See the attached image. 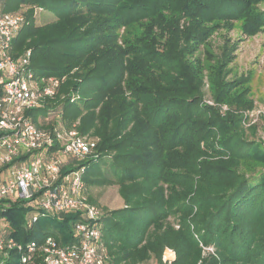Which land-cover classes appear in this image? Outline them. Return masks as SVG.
I'll use <instances>...</instances> for the list:
<instances>
[{
  "label": "trees",
  "instance_id": "16d2710c",
  "mask_svg": "<svg viewBox=\"0 0 264 264\" xmlns=\"http://www.w3.org/2000/svg\"><path fill=\"white\" fill-rule=\"evenodd\" d=\"M263 1L5 0L6 10L31 5L13 54L31 48L36 73L65 76L38 109L44 116L61 111L66 123L79 118L81 134L100 138L96 155L81 163L87 185L108 180L110 170L121 186L125 206L102 218L113 262L135 264L149 252L160 259L170 247L173 264H264V145L254 125L249 133L243 125V111L253 106L249 87L225 78L238 41L223 37L215 49L210 40L235 20L243 19L246 35L258 32ZM36 5L56 19L36 24ZM145 17L151 21L142 34L123 44L121 29ZM206 77L212 105L203 101ZM23 204L2 212L16 239L74 240L78 213L40 217L35 231L36 224L25 228ZM52 222L54 232L47 230ZM200 241L215 254L203 256ZM15 257L5 264H21Z\"/></svg>",
  "mask_w": 264,
  "mask_h": 264
},
{
  "label": "built area",
  "instance_id": "2783aa9c",
  "mask_svg": "<svg viewBox=\"0 0 264 264\" xmlns=\"http://www.w3.org/2000/svg\"><path fill=\"white\" fill-rule=\"evenodd\" d=\"M28 23L25 9L6 10L0 0V264L16 253L21 264H114L103 242V208L89 200L84 180L98 139L81 134L77 123H66L62 112L38 120L30 111L54 98L63 77L41 75L31 68L32 49L13 54V41ZM245 126L264 122V106L244 112ZM73 164L63 173V167ZM29 207L26 229L40 217L78 213L74 240L60 243L53 234L18 240L4 217L10 205ZM176 251L166 248L163 264H173Z\"/></svg>",
  "mask_w": 264,
  "mask_h": 264
},
{
  "label": "rangeland",
  "instance_id": "374dc122",
  "mask_svg": "<svg viewBox=\"0 0 264 264\" xmlns=\"http://www.w3.org/2000/svg\"><path fill=\"white\" fill-rule=\"evenodd\" d=\"M30 6L31 5L21 4L17 9H15V11L20 9L21 10L25 9V15H27ZM257 7H259L261 10L264 11V1L262 3L257 4ZM33 8H34V16H35L34 22L38 25L45 24L56 19V15L53 12L48 11L45 8L43 9L41 6L36 5ZM150 21L151 18L145 17L140 21H135L130 25V27H126V28L123 27L120 31L121 42L123 44H125L126 42H131V41L133 42L138 36L142 34L144 26ZM242 25H243V19L235 20L232 26L228 25L227 27H222L218 31H216L211 36L210 40L212 47L215 49L218 48V45L221 43L223 37H230L232 41L237 40L239 43L238 49L236 51V58L233 61V63L230 65L229 72L225 78L227 80H234L239 78L243 79L244 85L246 87L247 86L249 87V96L253 101V106L252 108L245 109L243 111L244 113L247 110H252L254 108H259L264 106V26L258 32L251 35H246L244 32H242ZM63 78H64L63 80H65V76ZM203 91H204L203 101L211 105L214 104V100L212 98V87L207 77L205 78ZM222 105H223V111H226L230 107V105L225 103ZM72 108H73L72 106H69L67 112L68 113L71 112ZM32 112L35 113L36 120H38L41 116H44V112L38 108L33 109ZM74 123L79 124L80 119L79 118L76 119ZM254 126L257 129L254 138L260 141L264 145V122H261L258 125H254ZM244 127L249 133L252 126L244 125ZM85 135L91 138L98 139V141L100 140V138L93 133H87ZM100 165L101 163L97 164V166ZM106 167H108V165ZM106 167H102V169L104 170L106 169ZM105 173L106 174L104 176H106L108 180L102 181V176H99L98 181L87 185V195L90 201L99 204L104 211L109 212L111 210L124 207L126 200L122 194L121 186L119 185L117 180H115V177L113 176L112 172L110 170H107ZM24 206L27 207V205ZM28 212L29 210H27L26 216ZM4 217L7 218L6 215H4ZM169 219H171V221L173 222L172 223L173 226L176 229H178L180 226L179 222L176 219H174V217L173 218L170 217ZM44 220L45 219H42V224H45ZM26 222L27 220H25L24 225H26ZM55 225H56L55 222L50 223L49 226L47 227V230L54 232L56 230ZM38 228L39 225L36 224L34 227L35 231H37ZM200 246L203 248V256H207L208 253L215 254V247L213 245L206 246L200 241ZM166 248L167 247H165L161 253V257H160L161 262L160 259L156 255H154V253L149 252L148 257L135 264H163V257ZM12 259L19 260L18 256L17 258L15 257ZM114 264L117 263L114 262ZM118 264H126V263L125 261H122L121 263Z\"/></svg>",
  "mask_w": 264,
  "mask_h": 264
}]
</instances>
